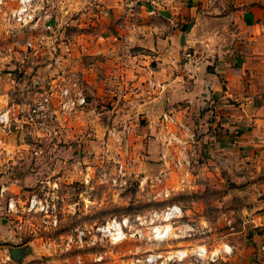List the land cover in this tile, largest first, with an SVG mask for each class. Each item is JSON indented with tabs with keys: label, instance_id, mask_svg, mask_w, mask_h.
I'll use <instances>...</instances> for the list:
<instances>
[{
	"label": "rangeland",
	"instance_id": "1",
	"mask_svg": "<svg viewBox=\"0 0 264 264\" xmlns=\"http://www.w3.org/2000/svg\"><path fill=\"white\" fill-rule=\"evenodd\" d=\"M14 3L15 0H8L0 11V45L6 53H13V57L0 62V72L4 74L0 77V112L10 110L15 117L19 107L38 98L43 87H32L26 79L18 84L7 72L15 69V76L24 75L20 60L24 54L46 53L47 58L51 44L47 36L56 34V39H60L76 34L77 24L72 20L78 15L73 10L62 20L49 10L46 19L27 30L8 21V5ZM43 5L47 9V0ZM14 61H20L21 70L10 67ZM42 61L34 65L36 70L39 65H47ZM42 70L47 74V69ZM40 72L36 81L45 78ZM71 74L74 80L76 75ZM119 76L124 82L122 74ZM77 77L84 83L89 104L68 123L61 117L54 118L57 126L32 127L19 120L12 124V131L7 130L9 133L0 127L1 174L7 178L5 186L13 184L6 190L4 201L14 197L17 204L7 214V228L0 235V264H78L79 257L82 264H96L99 255V264H126L136 257L193 244H204L207 255L161 264H250L259 252L261 239L256 237L258 227L245 218L249 196L234 194L230 180L220 186L209 180L211 176L199 168L202 155L197 134L185 144L170 145L169 156L164 159L166 149L157 138L158 131L143 128L139 117V132L134 124L124 120L127 105L124 91L117 84L116 91H104L110 99L93 102L91 83L85 77ZM93 87L96 92L99 90ZM159 122L160 127V115ZM128 125L131 145L125 153L126 137L120 130ZM175 158L180 162L175 163ZM120 159L130 163L125 173L120 171ZM29 176L34 179L26 181ZM31 193L47 201V212L30 209ZM174 203L183 207V215L167 219L166 207ZM53 218L57 221L53 222ZM113 218L127 219L124 238L65 250L64 239L75 229L91 228ZM160 226L169 228L163 240L156 238L153 230ZM12 247L21 248L24 253L14 257Z\"/></svg>",
	"mask_w": 264,
	"mask_h": 264
},
{
	"label": "crops",
	"instance_id": "2",
	"mask_svg": "<svg viewBox=\"0 0 264 264\" xmlns=\"http://www.w3.org/2000/svg\"><path fill=\"white\" fill-rule=\"evenodd\" d=\"M156 3L47 0L51 14L62 20L77 11L72 20L77 32L60 39L48 35L47 58L42 53L31 61L47 63L36 70L46 74L44 67L47 75L69 67L67 71L85 77L93 102L110 99L104 91H116L117 84L127 105L123 118L138 132V117L143 128L156 133L159 115L173 109L199 137V168L209 180L218 186L230 180L234 194L249 196L245 218L258 227L261 239L250 264H264V0ZM188 49L196 59L191 72ZM13 66L21 70L22 64L14 61ZM29 70L27 75L36 72ZM7 73L18 84L27 79L15 76V69ZM1 169L0 188L7 179ZM11 185L0 191V235L10 215L4 200Z\"/></svg>",
	"mask_w": 264,
	"mask_h": 264
},
{
	"label": "built area",
	"instance_id": "3",
	"mask_svg": "<svg viewBox=\"0 0 264 264\" xmlns=\"http://www.w3.org/2000/svg\"><path fill=\"white\" fill-rule=\"evenodd\" d=\"M43 1L44 0H15L13 5L10 7L8 5V21L11 22L13 26H19L27 30L33 28L40 22V20H44L49 16L50 11L48 7L47 9L45 8ZM130 1L135 4H157V0ZM7 4L8 0H0V11ZM12 54L11 52L9 54L6 53L0 45V62L6 58L13 57ZM35 55L39 56L41 53H27L24 54L23 59L20 60L21 63L24 64V75L27 76L26 81L28 82L30 80L32 87L40 86L43 87V90L39 93L38 98L25 103L23 107H19V113L16 114L15 117L12 115L10 110L0 112V127L7 133H9L8 131L13 130L11 129L12 124L19 120L31 125L32 127H35L37 124L43 125V127L46 125L47 127H49V125L57 126L58 123L55 119H60L61 117L67 119L68 123L81 109H84L89 104V95L86 93L83 81L78 77L76 78V76H73V80L70 77L71 72H67V70H59L58 72L56 71L53 74L48 75L45 74L44 79L36 81L38 71H36V68H34L35 64L31 61V57ZM185 59L188 65L187 70L191 72V70L196 67V59L193 56V52L189 49L185 52ZM29 66H31L36 72L33 74L31 73V75H27L26 73L32 72L29 70ZM41 73L42 72H40V74ZM152 85L155 84L152 83ZM15 105L17 104H13L12 106ZM160 118L162 121L160 129L163 126V130L158 131L157 138H159L160 142L163 143L166 149L163 152V158L166 159L167 156H169L168 150L170 145L174 142L185 144L189 141V139L194 140L196 138V134L190 125L181 122L176 118L173 109L163 112L160 115ZM124 128L120 131L123 133V136L126 137V148L124 152L128 153L131 145L128 141L130 128L129 125L126 129ZM181 155L184 157L183 153ZM174 161L175 163L180 162V160L176 158ZM129 165L130 163H127L125 160H119V168L121 172L125 173L124 171ZM113 179L115 182L118 181V177H114ZM5 188V184H2L0 191L3 192ZM28 201L30 209L46 211L49 208L47 201L40 197L37 193H31ZM7 204L9 211L17 207L14 197H9ZM166 208L164 217L167 219L181 217L184 212L183 207L178 203H174ZM52 221L56 222L57 219L53 218ZM126 223L127 219H123L121 221L113 218L112 220H108L106 223H99L91 228L79 227L66 236L63 245L65 246V250H72L74 248H82L86 243L98 245L121 240L126 236V232L124 231V225H126ZM153 230L155 232V237L161 240L166 238L169 234V228L167 226H160L154 228ZM206 255L207 249L204 244H193L190 246L188 245L185 248H170L168 250L151 253L143 257H136L128 261L126 264H161L175 261L177 259H185L192 256L205 257ZM101 259L102 255L96 256V264H99ZM77 263L82 264L83 259L79 257L77 259Z\"/></svg>",
	"mask_w": 264,
	"mask_h": 264
},
{
	"label": "water",
	"instance_id": "4",
	"mask_svg": "<svg viewBox=\"0 0 264 264\" xmlns=\"http://www.w3.org/2000/svg\"><path fill=\"white\" fill-rule=\"evenodd\" d=\"M11 254L15 257V255H21V254H23L24 252H23V250L21 249V248H17V247H12L11 248Z\"/></svg>",
	"mask_w": 264,
	"mask_h": 264
}]
</instances>
